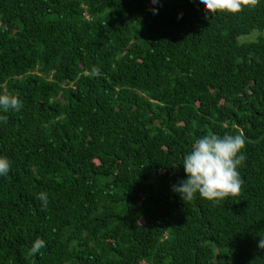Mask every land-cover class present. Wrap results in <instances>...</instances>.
Instances as JSON below:
<instances>
[{
  "label": "trees",
  "instance_id": "trees-1",
  "mask_svg": "<svg viewBox=\"0 0 264 264\" xmlns=\"http://www.w3.org/2000/svg\"><path fill=\"white\" fill-rule=\"evenodd\" d=\"M255 30L264 0L207 18L198 0H0V92L23 104L0 113V264H264ZM212 133L245 137L240 192L182 201L183 156Z\"/></svg>",
  "mask_w": 264,
  "mask_h": 264
},
{
  "label": "clouds",
  "instance_id": "clouds-1",
  "mask_svg": "<svg viewBox=\"0 0 264 264\" xmlns=\"http://www.w3.org/2000/svg\"><path fill=\"white\" fill-rule=\"evenodd\" d=\"M153 5L159 0H151ZM255 0H198L200 9L207 16L217 13L236 14L245 4H254ZM153 15L158 8L150 9ZM98 71V69H94ZM23 107L20 99L11 93L0 92V113L19 112ZM7 115L0 114V123L7 121ZM245 148L243 133L223 136L206 134L197 138L182 159L185 179L174 184L171 191L180 199L192 201L197 196L207 201L227 199L239 194L243 179L238 168L246 160L242 151ZM11 161L0 156V177L10 172ZM41 201V208L46 209L49 203L47 192H40L36 197ZM258 248L264 250V239L258 240ZM46 247L44 239L37 237L28 249L29 257H36Z\"/></svg>",
  "mask_w": 264,
  "mask_h": 264
},
{
  "label": "rangeland",
  "instance_id": "rangeland-1",
  "mask_svg": "<svg viewBox=\"0 0 264 264\" xmlns=\"http://www.w3.org/2000/svg\"><path fill=\"white\" fill-rule=\"evenodd\" d=\"M260 35L264 37V31L255 30L248 36L246 35V36L240 37L239 41L241 43L255 41L259 38Z\"/></svg>",
  "mask_w": 264,
  "mask_h": 264
}]
</instances>
